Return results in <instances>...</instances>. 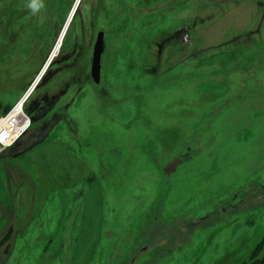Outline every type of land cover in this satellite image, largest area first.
<instances>
[{
	"label": "rangeland",
	"instance_id": "rangeland-1",
	"mask_svg": "<svg viewBox=\"0 0 264 264\" xmlns=\"http://www.w3.org/2000/svg\"><path fill=\"white\" fill-rule=\"evenodd\" d=\"M29 3L0 0V116L76 0ZM60 92L46 139L10 158L0 264H264V0H81L24 108Z\"/></svg>",
	"mask_w": 264,
	"mask_h": 264
},
{
	"label": "water",
	"instance_id": "water-1",
	"mask_svg": "<svg viewBox=\"0 0 264 264\" xmlns=\"http://www.w3.org/2000/svg\"><path fill=\"white\" fill-rule=\"evenodd\" d=\"M78 1L75 4L72 13L75 12V10L78 6ZM72 15H71V17H72ZM71 17H70V19H71ZM68 23H69V21L67 22V24ZM187 29H188V26H182V27L177 28L165 41H170L172 39L177 38L179 35L184 33L185 30H187ZM62 36H63V34H62ZM165 41H163V42H165ZM104 50H105L104 32L99 31L97 33L96 40H95V43L93 46V53H92L91 67H90L91 76L93 77L95 82L99 81V74H100V70H101V57H102V54L104 53ZM50 62H51V59L49 61H47V64L45 65L44 70L47 68V66L50 64ZM44 70L40 74L39 78H41ZM39 78L37 79V81L32 86V89L35 88ZM27 113L30 114L31 112L27 111ZM37 130H38V128L28 129L25 133H23L15 141V143L12 146H10L6 149L0 150V158L17 157L19 154H21V153L27 151L29 148L33 147L36 143L41 142L44 139V137L46 136V134L41 136L38 140L36 135H34V136L31 135V134H33V132H36ZM180 162H181V159H179L178 157H174L169 163H167L164 166L163 172L166 175H169V174L175 172L176 167L178 164H180Z\"/></svg>",
	"mask_w": 264,
	"mask_h": 264
},
{
	"label": "flooded vegetation",
	"instance_id": "flooded-vegetation-1",
	"mask_svg": "<svg viewBox=\"0 0 264 264\" xmlns=\"http://www.w3.org/2000/svg\"><path fill=\"white\" fill-rule=\"evenodd\" d=\"M160 46L162 47L163 44L159 45V47ZM51 62H52V60H51ZM51 62L47 66V68L51 65ZM47 68L43 72L41 78L38 80L36 86L39 85L41 80L44 78V73L46 72ZM88 79H89V81H92L94 84H99L101 81V70H100L98 82H95L93 77L91 76V70L89 71ZM61 95H63L62 92H60V94H58L56 96H51L50 98H48L46 96H42L41 98L34 99L30 105L25 106L26 112L27 111L31 112L29 114V117L31 120V124H30L29 129L38 128V130L36 132H33V134H31V135L32 136L36 135L38 140L44 134H46V136L44 137V139H46V137L48 136L52 127L55 125L57 116L53 115L52 117H50L49 114L51 113L52 106L56 103V101L58 100V98ZM36 144H35V146H36ZM35 146H33V147H35ZM33 147H31V148H33ZM31 148H29V149H31Z\"/></svg>",
	"mask_w": 264,
	"mask_h": 264
},
{
	"label": "built area",
	"instance_id": "built-area-1",
	"mask_svg": "<svg viewBox=\"0 0 264 264\" xmlns=\"http://www.w3.org/2000/svg\"><path fill=\"white\" fill-rule=\"evenodd\" d=\"M182 40L188 43L187 36H183ZM25 100L23 97L0 116V150L12 146L29 129L31 120L24 108Z\"/></svg>",
	"mask_w": 264,
	"mask_h": 264
},
{
	"label": "crops",
	"instance_id": "crops-1",
	"mask_svg": "<svg viewBox=\"0 0 264 264\" xmlns=\"http://www.w3.org/2000/svg\"><path fill=\"white\" fill-rule=\"evenodd\" d=\"M22 172L21 167L10 158H0V221L8 219V212L13 203L11 187L13 184L17 187L20 183Z\"/></svg>",
	"mask_w": 264,
	"mask_h": 264
},
{
	"label": "bare ground",
	"instance_id": "bare-ground-1",
	"mask_svg": "<svg viewBox=\"0 0 264 264\" xmlns=\"http://www.w3.org/2000/svg\"><path fill=\"white\" fill-rule=\"evenodd\" d=\"M77 1L78 0H76V3H77ZM80 1L81 0H79L78 1V5H79V3H80ZM75 3V4H76ZM78 7V6H77ZM77 9V8H76ZM73 11V10H72ZM76 11V10H75ZM75 13V12H74ZM74 13H72L71 12V14H70V17H71V15H72V17L74 16ZM70 17H69V19H68V21L70 22ZM69 24V23H68ZM68 24L66 23V25H65V27H64V29H63V31H62V33H61V36H60V38H59V40H58V42H57V44H56V46H55V48H54V50H53V52L51 53V55H50V59L52 60L53 59V57L56 55V53H57V51L58 50H60V48H61V44H62V40H63V37H64V35H65V31H66V29H67V27H68ZM62 34H63V36H62ZM50 59H48V61L50 60ZM47 64V63H46ZM45 64V65H46ZM44 68H45V66L43 67V69L41 70V72L39 73V75L36 77V79H35V81L32 83V85L29 87V89L27 90V92H26V94L24 95V98L26 99V100H28V98L30 97V95L33 93V91H34V89H32V86L34 85V83L37 81V79L39 78V76H40V74L42 73V71L44 70ZM45 71V70H44ZM25 100V101H26Z\"/></svg>",
	"mask_w": 264,
	"mask_h": 264
},
{
	"label": "clouds",
	"instance_id": "clouds-1",
	"mask_svg": "<svg viewBox=\"0 0 264 264\" xmlns=\"http://www.w3.org/2000/svg\"><path fill=\"white\" fill-rule=\"evenodd\" d=\"M28 7L31 8L33 11H36L38 7L37 0H30Z\"/></svg>",
	"mask_w": 264,
	"mask_h": 264
},
{
	"label": "trees",
	"instance_id": "trees-1",
	"mask_svg": "<svg viewBox=\"0 0 264 264\" xmlns=\"http://www.w3.org/2000/svg\"><path fill=\"white\" fill-rule=\"evenodd\" d=\"M80 2H81V1H80ZM78 6H79V5H78ZM76 10H77V9H76ZM75 13H76V11H75ZM75 13H74V15H75ZM236 41H237V40H234V41H232V43H233V42H236ZM210 49H211V48H210ZM208 50H209V49H206V50H204V52H205V51H208ZM263 237H264V236H263Z\"/></svg>",
	"mask_w": 264,
	"mask_h": 264
}]
</instances>
